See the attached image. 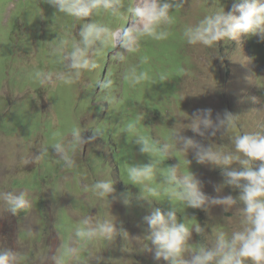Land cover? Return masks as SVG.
I'll use <instances>...</instances> for the list:
<instances>
[{
  "label": "rangeland",
  "instance_id": "rangeland-1",
  "mask_svg": "<svg viewBox=\"0 0 264 264\" xmlns=\"http://www.w3.org/2000/svg\"><path fill=\"white\" fill-rule=\"evenodd\" d=\"M233 2L187 0L174 13L178 17H174L169 37L163 41L147 39L138 52L128 55L127 63L112 59L113 53L120 50L118 45L105 50L100 66L85 72L80 82L40 85L33 78L35 71L60 70L52 49L59 45L60 38L75 36L85 21L62 14L55 18L56 9L46 0H0V192L27 190L32 199L27 215L5 212L0 202V246L23 252L24 264H51L47 257L60 243L71 239L81 218L113 215L118 227L123 226L129 236L117 237L112 243L97 242L96 251L103 258L100 264H166L142 250V245L148 243L143 217L149 208L136 199L140 190L131 186L128 169L133 163H148L150 158L140 152L135 139L146 136L171 142L176 123L182 127L181 123H190L194 112L207 108L213 110V118L226 111L237 115L238 127L233 134L264 126V40L242 36L239 45L221 40L209 48L189 45L182 34L187 24H195L222 3L230 11ZM99 19L106 23L109 20L114 27L131 23L118 17L115 22L104 14ZM251 44L259 49L249 50ZM143 58L147 62L141 69L149 79L132 86L124 73ZM109 76L115 81L111 106L102 102L105 92L99 85ZM76 126L86 129L85 139L94 134L95 128L105 135L76 148L77 166L68 169L51 145L70 138ZM184 135L209 143L190 129H185ZM212 140L226 149L232 147L227 136L220 139L218 134ZM154 155L164 171L179 161L182 172L191 169L210 196L238 195V190L230 186L217 193L215 187L223 181L221 170L198 164L191 152L190 165L179 151L172 158ZM123 156L128 161L127 169L122 167L119 173L114 160L120 162ZM102 178L115 181L119 199L110 198V207L107 200L86 190ZM127 193H131L130 205L122 202L121 194ZM153 199L159 202H154L155 207L166 210L171 206L162 193ZM236 211L233 208L225 212L222 206L213 207L210 214L201 209L185 210L190 227L199 224L228 233L239 227V217L233 215ZM201 241L202 237L193 232L190 242ZM78 259L80 264H91L83 250Z\"/></svg>",
  "mask_w": 264,
  "mask_h": 264
},
{
  "label": "clouds",
  "instance_id": "clouds-1",
  "mask_svg": "<svg viewBox=\"0 0 264 264\" xmlns=\"http://www.w3.org/2000/svg\"><path fill=\"white\" fill-rule=\"evenodd\" d=\"M46 3L56 9L55 18L62 14L85 22L80 24L75 36L60 38L59 45L52 49L61 69L56 72L37 70L33 78L40 85L56 82L72 85L80 82L85 72L95 71L109 48L116 49L119 45L120 50L113 53L112 59L125 64L128 55L138 52L147 39L166 40L174 23V13L182 9L187 0H127V3L126 0H46ZM102 14L127 22L131 20V23L128 27H114L99 19ZM182 34L189 45L209 48L221 40L235 41L239 45L242 36H253V40L257 36L264 40V0H234L230 11L222 3L195 24H187ZM146 62L147 58H143L139 64L130 65L124 79L132 86L149 79L148 73L141 69ZM99 85L105 92L102 102L111 106L115 100L112 95L115 81L109 76ZM189 120L190 123H181L182 127H177L176 123L171 142L146 136L135 139L140 152L150 158L148 163H133L128 169L131 185L140 190L136 199L149 208L143 217L148 243L142 245V250L152 253L155 261L166 264H264V126L259 130L233 134L238 127L237 115L226 111L213 118L210 108L197 110ZM185 129L209 143L184 135ZM85 130L73 127L70 138L57 140L51 145L65 168L77 166L76 148L105 135L103 130L95 128L94 134L85 139ZM218 134L220 139L227 136L232 147L226 149L223 144L215 143L212 138ZM176 151L185 154L189 165L191 152L198 164L219 168L223 181L215 191L220 193L230 186L238 190V195L206 194L203 181L191 169L188 173L182 172L180 161L167 166L164 171L154 154L172 158ZM114 185L113 179L102 178L86 190L100 200H107L110 207V198L119 199ZM157 185L164 187L161 189ZM161 193L171 205L166 210L153 206L158 202L153 198ZM121 195L125 205L132 203L131 193ZM0 202L5 212L12 215H27L32 209L31 195L27 190L0 192ZM215 206H222L225 212L236 208L233 215L239 217V227L228 233L206 229L199 224L189 226L186 209H201L210 214ZM193 232L202 237L201 242H190ZM128 236L123 226L118 227L113 215L103 218L85 216L72 230L71 239L60 243L47 259L51 264H73L74 261L80 264L78 257L83 250L91 264H100L103 258L96 251L97 242L112 243L117 237L125 239ZM24 261L23 252L0 246V264H24Z\"/></svg>",
  "mask_w": 264,
  "mask_h": 264
},
{
  "label": "trees",
  "instance_id": "trees-1",
  "mask_svg": "<svg viewBox=\"0 0 264 264\" xmlns=\"http://www.w3.org/2000/svg\"><path fill=\"white\" fill-rule=\"evenodd\" d=\"M222 1V0H221ZM225 1V0H224ZM8 2V1H7ZM6 2V3H7ZM126 3H127V0H126ZM225 4H226V2H225ZM104 15H106V14H104ZM108 17H110V18H112L113 16H111V15H108ZM174 17H178V15H175L174 14ZM114 19H115V22H116V20H117V17H113ZM120 20V19H119ZM120 21H124V20H120ZM108 23L110 24V21L108 20ZM183 42H184V40H182ZM254 41H258V38H256V39H254ZM253 41V43H256V42H254ZM219 43H220V41L219 42H217V44L216 45H219ZM251 47H249V50H251V51H254V50H256V49H259L258 48V46L256 45V44H251L250 45ZM225 48V47H224ZM223 48V49H224ZM262 49L264 50V48H263V46H262ZM241 123V122H240ZM130 158H131V156H130ZM114 159V158H113ZM114 163H115V165H116V168H117V170H118V172L120 173V171H121V169H122V167H123V169L124 170H126L127 169V164H128V161H127V158L125 157V156H123V157H121V159H120V162H116L115 160H114ZM132 187H133V185H131ZM37 207L38 208H40L41 206L39 205H37Z\"/></svg>",
  "mask_w": 264,
  "mask_h": 264
}]
</instances>
